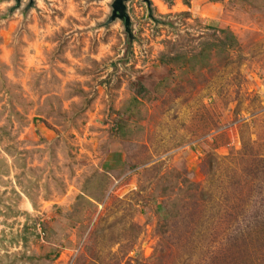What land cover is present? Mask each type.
I'll return each instance as SVG.
<instances>
[{
    "label": "rangeland",
    "instance_id": "rangeland-1",
    "mask_svg": "<svg viewBox=\"0 0 264 264\" xmlns=\"http://www.w3.org/2000/svg\"><path fill=\"white\" fill-rule=\"evenodd\" d=\"M0 0V264H264V0Z\"/></svg>",
    "mask_w": 264,
    "mask_h": 264
},
{
    "label": "water",
    "instance_id": "water-1",
    "mask_svg": "<svg viewBox=\"0 0 264 264\" xmlns=\"http://www.w3.org/2000/svg\"><path fill=\"white\" fill-rule=\"evenodd\" d=\"M123 1L125 0H114L113 1L110 18L111 19L114 17L121 18L124 24L126 25L128 20L124 12V6L122 3Z\"/></svg>",
    "mask_w": 264,
    "mask_h": 264
}]
</instances>
